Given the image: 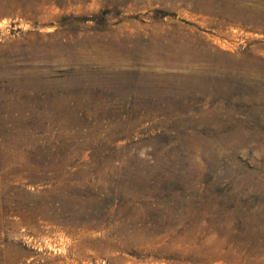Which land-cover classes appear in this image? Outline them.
<instances>
[{"label": "rangeland", "instance_id": "rangeland-1", "mask_svg": "<svg viewBox=\"0 0 264 264\" xmlns=\"http://www.w3.org/2000/svg\"><path fill=\"white\" fill-rule=\"evenodd\" d=\"M0 264H264V0H0Z\"/></svg>", "mask_w": 264, "mask_h": 264}, {"label": "bare ground", "instance_id": "bare-ground-1", "mask_svg": "<svg viewBox=\"0 0 264 264\" xmlns=\"http://www.w3.org/2000/svg\"><path fill=\"white\" fill-rule=\"evenodd\" d=\"M154 38L156 39V36H153L151 38V40H149L150 44L149 43L148 44H149L150 48L155 47L154 42H153ZM124 44H125V42H124ZM148 44L144 48L145 50H147ZM118 47L121 48L122 45H118ZM141 48H143V47H141ZM204 48L202 46H200L199 48L194 47L189 43V41L178 40L177 37L174 36V37H171L169 39V41L165 42V46L161 49V53L159 55H153L150 52H146L145 54L136 53V55H134V56L132 55V57H130V59H121L119 57L113 56L114 57L113 63H116V64L119 63V64H124V65L125 64H130V65L132 64V65H135V66L140 67V68L143 65L149 66V67L145 68L144 71L136 74L137 78L145 81L146 85L149 87H154L155 85L164 83V85L170 84L171 86H174V87H187L188 86L191 88H196V87L204 86L209 82V79H210L209 76L211 74H209L207 72H209L211 70V68L215 69V66H217L213 60H209L208 64H207L208 67L200 69L201 71H194L192 73H184V74L166 73V72H163L160 68L159 69H153V67L156 66L158 68V67H163V66L186 64L190 61L191 62L198 61L200 56H202L201 54H204L203 53ZM57 50H58V48H57ZM150 50H148V51H150ZM113 52H115V51H113ZM116 52H119V51L116 50ZM101 57L102 56H100V58ZM148 59H150V60H148ZM205 69H206V71H204ZM202 71H204V72H202Z\"/></svg>", "mask_w": 264, "mask_h": 264}]
</instances>
